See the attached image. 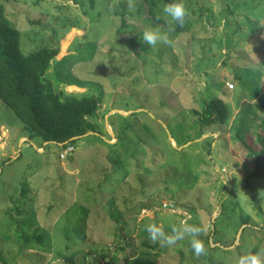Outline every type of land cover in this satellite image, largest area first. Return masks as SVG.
<instances>
[{"label":"rangeland","instance_id":"1","mask_svg":"<svg viewBox=\"0 0 264 264\" xmlns=\"http://www.w3.org/2000/svg\"><path fill=\"white\" fill-rule=\"evenodd\" d=\"M226 1L182 0L190 30L151 47L143 31L169 27L143 0L135 11L127 0H0L21 29L23 53L58 46L46 72L57 91L101 100L90 117L100 133L78 136L70 151L30 137L0 100V264L264 258V160L256 165L232 136L241 119L250 140L264 132V0L253 9L246 0ZM164 5L160 14L169 20ZM230 7L222 17L220 9ZM217 95L227 103L226 121L198 127L192 109ZM255 170L249 181L261 210L246 186ZM182 221L202 229L205 254L197 257L187 237L172 247L149 241L145 225L170 233Z\"/></svg>","mask_w":264,"mask_h":264},{"label":"trees","instance_id":"2","mask_svg":"<svg viewBox=\"0 0 264 264\" xmlns=\"http://www.w3.org/2000/svg\"><path fill=\"white\" fill-rule=\"evenodd\" d=\"M90 1L93 4V0ZM143 1L154 20L164 23L167 27L171 25L176 33L190 30L192 21L189 13L183 27L172 22L171 18L167 20L161 16V4L172 3L173 0ZM229 1L226 2L229 3ZM246 2L253 9L258 0H246ZM239 4V2L238 5L234 4V7ZM227 10L226 8L220 9L222 17L227 18L226 16L233 11V8L230 7ZM207 15L209 16L208 20L214 17L213 13H207ZM20 37L21 29L10 20L5 12L4 4L0 2V100L12 109L15 116L23 123L24 129L28 130L30 137L38 136L45 142L60 143L64 146L71 144L70 142L86 132L97 131L95 123L90 117L100 107V96L95 94L63 96L55 89L53 81L46 75L51 60L59 52L58 46L44 45L36 50L23 53L20 48ZM237 77L241 84L243 77L240 74H237ZM253 77L255 78L257 75H252L254 80ZM221 92L225 94V90ZM195 100L198 101L196 98ZM202 102L203 105L200 106L202 110L195 107L192 109L196 115H199L195 117V124L198 127L199 123L205 125L226 121L228 106L221 96H212L210 100ZM259 103L264 106V97L260 99ZM241 126L242 119L241 123L237 125L236 132L232 133L234 141L239 140L247 149L245 154L254 153V161L258 165L261 160H264L262 159L264 158V132H257L256 138L250 140L247 131L242 130ZM203 132L201 131V134ZM256 172L255 170L247 176L246 186L252 191V198L257 208L261 210L256 197L257 191L249 181ZM22 236H24L23 231H18L17 238ZM70 260L72 261V259ZM71 264L75 263L72 261ZM208 264L217 263L211 258Z\"/></svg>","mask_w":264,"mask_h":264},{"label":"clouds","instance_id":"3","mask_svg":"<svg viewBox=\"0 0 264 264\" xmlns=\"http://www.w3.org/2000/svg\"><path fill=\"white\" fill-rule=\"evenodd\" d=\"M127 4L130 11L136 10L135 0H127ZM163 13L167 17H170L172 22H175L181 27H183L188 15L187 8L182 0H173L172 3L164 5ZM258 26L264 27V20L259 21ZM174 30V27L171 25L168 31H163L159 27L146 28L140 39L143 44L146 43L151 47H155L157 44L168 45L172 42L170 40V32ZM259 198L264 199V190H259ZM145 231L148 234L149 241L159 243L161 247H172L187 237L190 238L191 248L197 257L206 253L204 243L198 239L202 232V229L198 226L187 225L182 221L179 226L173 225L171 232L168 233L165 231L163 225L149 223L145 225ZM242 264H264V258H262L261 254L251 255Z\"/></svg>","mask_w":264,"mask_h":264},{"label":"crops","instance_id":"4","mask_svg":"<svg viewBox=\"0 0 264 264\" xmlns=\"http://www.w3.org/2000/svg\"><path fill=\"white\" fill-rule=\"evenodd\" d=\"M109 125L110 126H112L110 123H109ZM1 129H3L4 130V128H3V126L1 127ZM89 132H86V134H88ZM94 133H96V134H98V133H100V132H94ZM112 133H114V132H112ZM86 134H83V135H86ZM26 140V136L25 135H21L20 136V138H19V145H22V143L24 142ZM45 142V141H44ZM35 144V143H34ZM17 146H18V141L16 142V144H15V146L14 145H11V150H13L14 151V153H15V155H13L12 154V156H14L13 157V159H17V157H19V155L17 156ZM37 149L39 150V151H43V147L42 146H37ZM41 149V150H40ZM3 155H4V153H3ZM11 158V157H10Z\"/></svg>","mask_w":264,"mask_h":264},{"label":"water","instance_id":"5","mask_svg":"<svg viewBox=\"0 0 264 264\" xmlns=\"http://www.w3.org/2000/svg\"><path fill=\"white\" fill-rule=\"evenodd\" d=\"M113 110L120 113V114H124V113L127 114V112H124L122 109H119V108H113ZM84 134H86V133H84Z\"/></svg>","mask_w":264,"mask_h":264},{"label":"built area","instance_id":"6","mask_svg":"<svg viewBox=\"0 0 264 264\" xmlns=\"http://www.w3.org/2000/svg\"><path fill=\"white\" fill-rule=\"evenodd\" d=\"M65 148L67 149V151H70V150L73 149V146H72L71 144H69V145H67ZM67 151H66V152H67Z\"/></svg>","mask_w":264,"mask_h":264}]
</instances>
